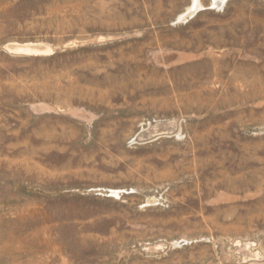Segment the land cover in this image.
<instances>
[{
    "label": "rangeland",
    "instance_id": "374dc122",
    "mask_svg": "<svg viewBox=\"0 0 264 264\" xmlns=\"http://www.w3.org/2000/svg\"><path fill=\"white\" fill-rule=\"evenodd\" d=\"M0 264H264V0H0Z\"/></svg>",
    "mask_w": 264,
    "mask_h": 264
},
{
    "label": "bare ground",
    "instance_id": "6f19581e",
    "mask_svg": "<svg viewBox=\"0 0 264 264\" xmlns=\"http://www.w3.org/2000/svg\"><path fill=\"white\" fill-rule=\"evenodd\" d=\"M9 49L16 53L25 54H44L46 49L41 45L28 44V45H10Z\"/></svg>",
    "mask_w": 264,
    "mask_h": 264
}]
</instances>
